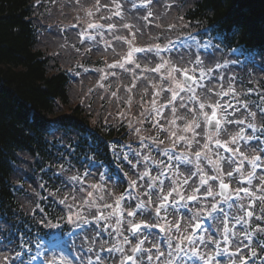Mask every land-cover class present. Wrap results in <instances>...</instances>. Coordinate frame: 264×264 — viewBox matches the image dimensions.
I'll list each match as a JSON object with an SVG mask.
<instances>
[{
  "label": "snow or ice",
  "instance_id": "1",
  "mask_svg": "<svg viewBox=\"0 0 264 264\" xmlns=\"http://www.w3.org/2000/svg\"><path fill=\"white\" fill-rule=\"evenodd\" d=\"M66 3L76 13L70 27L80 28L81 43L89 42L85 51H100L103 44V51L110 49L116 57L111 63L105 60L110 71L96 69L102 73L99 80L109 75L119 80L116 69L129 74L127 85L116 90L109 92L111 85L103 83L98 87L127 106L116 116L108 112L105 125L109 116L113 127L126 125L138 147L128 144L129 155L117 142L110 143L114 161L128 162L127 171L117 165L124 179L117 177L120 183L111 185V175L92 171V156L81 165L83 171L70 161L68 167L58 164L60 172L54 175L67 173L68 182L62 181L63 190L50 195L62 208L50 218L37 205L43 213L37 223L80 229L86 241L81 238L79 247L72 244L80 255L69 258L55 237L43 250L37 241L32 255L30 241L23 240L11 254L7 248L0 251V264H222L218 258L224 255L223 264H264V82L249 76L251 86H245L230 68L241 63L239 57L227 56L215 35L193 37L195 44L188 49L197 51L187 58L162 55L172 51L171 41L157 42L163 33L190 26L183 15L177 16L179 23H163L179 7L178 0ZM59 7L63 14L64 5ZM153 29L160 31L152 35ZM145 36L152 43L138 46ZM201 49L210 54L204 57ZM139 53L151 54V59ZM121 88L124 96L119 95ZM135 95L139 99L133 114ZM205 219L212 225L205 228ZM85 226L89 231L84 232Z\"/></svg>",
  "mask_w": 264,
  "mask_h": 264
},
{
  "label": "trees",
  "instance_id": "2",
  "mask_svg": "<svg viewBox=\"0 0 264 264\" xmlns=\"http://www.w3.org/2000/svg\"><path fill=\"white\" fill-rule=\"evenodd\" d=\"M57 1L50 13L54 19L62 17L65 21L76 15L64 0ZM178 3L176 14L170 12L164 17V25L179 23L176 18L183 15L190 26L165 31L158 43L223 36L230 48L245 45L259 48L264 63V0H178ZM46 4V0H0V215L15 223L25 210L23 202L12 198L10 187L13 186L14 192L21 190L15 183L17 180L24 183L21 174L26 168L34 170L30 175L34 182L33 175L40 174L43 166L53 159L49 154L74 149L75 153L94 157L99 172L122 173L117 165L126 171L128 162L114 161L110 143L117 142L119 148L128 144L133 149L138 147L135 138L128 135L126 125L120 127L117 123L113 127L112 116L105 125L108 112L116 116L127 106L98 87L103 83L106 87L111 85L109 92L116 90L121 84L127 85L129 74L117 71L119 80L109 75L104 81L99 80L102 73L83 75L81 71L89 68L110 71L105 60L111 63L116 57L110 49L104 52L103 47L100 51L86 52L87 44L81 43L71 31L63 37L54 33L37 34L39 25L48 16L44 11ZM159 31L153 29L152 35ZM151 43L145 36L138 46ZM145 55L151 59V54ZM183 55L187 58L189 54ZM139 83L142 85L143 81ZM119 95H125L123 88ZM138 99L139 95H135L133 114ZM3 233L0 238L9 244L5 246L9 251L24 240L10 243L7 232Z\"/></svg>",
  "mask_w": 264,
  "mask_h": 264
},
{
  "label": "rangeland",
  "instance_id": "3",
  "mask_svg": "<svg viewBox=\"0 0 264 264\" xmlns=\"http://www.w3.org/2000/svg\"><path fill=\"white\" fill-rule=\"evenodd\" d=\"M58 2V1H57Z\"/></svg>",
  "mask_w": 264,
  "mask_h": 264
}]
</instances>
